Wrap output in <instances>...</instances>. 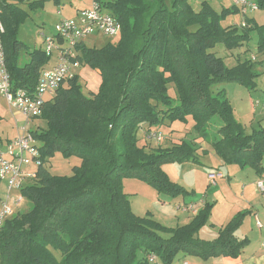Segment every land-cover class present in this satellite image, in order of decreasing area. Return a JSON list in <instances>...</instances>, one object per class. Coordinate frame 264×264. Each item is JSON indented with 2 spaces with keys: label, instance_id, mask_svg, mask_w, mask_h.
Wrapping results in <instances>:
<instances>
[{
  "label": "trees",
  "instance_id": "16d2710c",
  "mask_svg": "<svg viewBox=\"0 0 264 264\" xmlns=\"http://www.w3.org/2000/svg\"><path fill=\"white\" fill-rule=\"evenodd\" d=\"M45 1L0 0L3 46L14 90L33 93L51 60L42 49H31L18 38L19 24L28 16L20 6L28 5L34 12ZM191 1H105L107 11L122 25V34L116 44L96 48L85 41L77 47L73 62L100 73L97 94L86 95L80 76L74 74L45 102L41 118L47 128L31 131L43 164L20 191L31 208L24 213L19 208L6 220L0 264H149L151 257L172 264L180 253L203 260L237 259L249 245L248 238L237 236L248 211L235 215L217 238L203 240L199 232L208 224L213 205L207 203L189 224L167 229L152 218L135 215L123 189V181L132 178L171 198L194 194L172 182L163 166H203L196 144L182 141L152 149L141 146L138 138L140 130L149 136L162 132L166 123L187 122L188 117L195 123L193 131L225 165L264 173V125L248 132L235 118L225 91L213 90L222 82L254 90L253 82L261 75L257 56L239 59L229 68L211 52L217 44L228 50L244 47L256 28L257 55L264 56V29L246 17V27H224V20L243 9L232 6L218 12L204 2L195 11ZM255 2L258 10L264 9V0ZM24 52L27 60L21 58ZM171 87L176 89L174 96L169 94ZM58 153L80 159L72 175H53L46 167Z\"/></svg>",
  "mask_w": 264,
  "mask_h": 264
},
{
  "label": "rangeland",
  "instance_id": "374dc122",
  "mask_svg": "<svg viewBox=\"0 0 264 264\" xmlns=\"http://www.w3.org/2000/svg\"><path fill=\"white\" fill-rule=\"evenodd\" d=\"M45 2H47L46 9H41L39 12H32L28 5L23 4L22 6H20L22 11H26L28 13V16L24 18L19 24L18 38L28 47H37L38 49L42 42V34L51 37L55 33V23L61 15L59 13L60 8L55 6L54 0H46ZM204 2H208L218 12H220L223 8H231L232 6H237L235 5L233 0H192L191 5L195 11H200L201 6ZM237 7L240 8L239 6ZM27 9L29 10V12H31V14H29ZM246 13V18L249 21H253L255 26L262 27L264 29V9H260L257 11L246 10ZM67 14L68 12H62L63 16H67ZM242 17L243 16L241 14L230 15L226 20L223 21L222 25L224 27L234 24L240 25L243 19ZM119 37H107L103 34H99L89 37L86 40V45L88 47L101 48L107 44L118 43ZM259 40L260 33L255 28V30L251 34V41L248 44H245L244 47L235 50H228L224 47V45L217 44L213 48V50H211V52L223 58L225 64L229 68H232L239 63L237 58L241 59V61L243 62V60H245L249 56H257L255 57V63L256 66L259 67L258 71L261 75L255 79V82H253L256 83L254 90H250L248 85H243L236 82H222L219 83L213 89L214 92H218L221 90L225 91L229 102L231 103V106L234 110L235 118L241 124H243V126L247 130L251 131L257 128L260 123L259 121L262 120L257 116H261L263 114L264 117V108H262L264 107V56L257 55V44ZM246 51L248 52L247 55L244 54ZM21 58L26 59V52L21 54ZM175 93L176 89L171 87L169 90V94L171 96H174ZM251 101L252 103H256L257 101H259L260 103V105L256 108V110H258L257 114L252 113ZM13 114L14 109L11 108V106L6 101L5 97L0 95V140L5 141L6 139H12L17 134V127L18 129H20L22 126H24V128H22L23 131L24 129H27L29 131H36L38 130V128H47L46 121L43 120L41 117L29 123L25 121L24 123H21L15 120ZM18 122L19 125H17ZM194 124V121H192L191 126L194 127ZM187 127H189V125L186 122L180 121L173 126L172 129L173 131H176V137H178L175 140L176 142L187 141L188 143L192 144L193 142L195 143L197 140L201 139L198 133L192 132L193 128L191 129V134L185 135V129ZM209 130L211 132H214L215 129L210 127ZM169 131H171V129L163 127L161 133L164 137H166ZM180 134L184 136H181ZM138 138L141 141H145V143L147 142L146 138L144 137V132L142 130L139 131ZM164 142L165 141H163L162 143L154 141L152 146L154 148L163 147V145H166L164 144ZM217 158L219 157L213 151V153H211L206 158V162H208L209 164L212 162H216ZM80 163L81 161L77 157H72L68 159L64 158L62 154L58 153L46 164V167L53 175L70 176L72 175V169L75 166H79ZM167 165L169 167H163V171L170 178L171 176L168 174V170L169 168H171L172 177L177 179L179 175L177 166L171 164ZM220 169L225 175V178L218 180L216 185L214 186H207V177L209 173L207 168L203 169L200 167H196L195 169H189V175L186 178L190 185H192L194 181V185L198 187L199 194L197 200L199 201V203L206 201L209 202V204L213 205L212 211L215 208L213 213L214 222H216L217 224L222 223L221 221L224 222L227 216L235 209H238L237 211L247 209V207H249V201L246 199V196L249 193H259L257 187L258 177L253 169L248 168L242 170L237 165L226 166L225 168ZM228 177L230 179H228ZM171 181L178 184L173 180ZM178 185L184 187L180 184ZM123 189L129 197L132 211L135 213V215L140 218H152L167 229L172 227L176 228L178 227L177 225L184 226V223L189 221V218H187L188 216L183 215V212L177 210L179 200H175V198L168 197L167 195L158 192L157 189L152 185H149L138 179L128 178L123 181ZM245 192L247 193L246 195ZM13 195L21 196V192L14 190ZM189 196L192 195H188V197ZM0 198H7V184L5 182H0ZM261 200L263 202V199ZM257 201L260 200L257 199ZM259 205V219L264 225V206L261 205V203H259ZM168 207L172 210L168 209ZM19 208L20 211L24 213L28 211L29 208H31V203L24 198L23 202L19 205ZM244 221L245 223L243 222V227L241 226L242 229L237 232V236L240 239L247 237L250 240V243L246 249V251H248H245L246 253L244 254V256H252L257 253V255L264 257V228L259 229L256 225L255 220L253 219V216L251 215ZM165 232L166 231L161 234L164 237H167L168 235ZM223 258L224 257H218L203 260L195 256H189L187 254L180 253L175 258L172 264H183L185 261H187L188 264H221V260H223ZM152 260L157 259L155 257H152ZM262 260L260 261V264H264L262 263ZM251 262L252 261H248L247 264H250ZM156 263L162 264L160 260H157Z\"/></svg>",
  "mask_w": 264,
  "mask_h": 264
},
{
  "label": "built area",
  "instance_id": "2783aa9c",
  "mask_svg": "<svg viewBox=\"0 0 264 264\" xmlns=\"http://www.w3.org/2000/svg\"><path fill=\"white\" fill-rule=\"evenodd\" d=\"M106 0H92L89 8L81 10L76 19H61L54 28V35L44 38L43 51L52 58L58 53L57 62L50 69H44L40 75L37 88L33 93L27 90H14L12 78L7 70L6 54L3 46L5 28L0 19V95L4 96L8 104L20 113L25 122L29 123L41 117L45 102L51 98L63 83L73 76L72 69L80 66L74 61L77 57V47L89 37L103 34L107 37H119L122 34V25L111 15L104 6ZM235 5L244 11H257L259 8L255 0H233ZM1 14V8H0ZM242 26L246 27L243 21ZM260 103H253L256 108ZM264 106V103H263ZM148 139L162 142L161 132L149 133ZM39 144L31 131L24 129V133L4 145H0V181L7 184L8 192L18 191L31 183L36 177L37 169L42 166ZM222 177L212 171L208 178L210 185H216ZM257 187L264 201V180L257 182ZM21 196H8L0 203V234L7 219L13 217L23 202ZM178 210L185 213H195L193 205L178 206ZM257 227L262 224L257 220ZM188 264V263H183Z\"/></svg>",
  "mask_w": 264,
  "mask_h": 264
},
{
  "label": "crops",
  "instance_id": "0c3cea01",
  "mask_svg": "<svg viewBox=\"0 0 264 264\" xmlns=\"http://www.w3.org/2000/svg\"><path fill=\"white\" fill-rule=\"evenodd\" d=\"M28 1L31 2V1H41V0H28ZM42 1H44V0H42ZM54 3H55V6L60 8L59 13L61 14L59 19L55 23V24H57L61 19H65V18L66 19H76L77 18V14H78L79 11L84 10L86 8H89L91 6L92 0H54ZM46 5H47V2H44L41 5V9H46ZM232 5H233V3H232ZM41 9L37 8V10H35L34 12H39ZM61 10H62V12L63 11L64 12H68L67 16L66 15L63 16ZM27 11L29 12L28 9H27ZM29 14H31V12H29ZM244 14H246L245 11L241 10V15L243 16L242 17L243 18L242 22L244 21V18L247 16V15L244 16ZM41 37H42V42L40 44V47H38V48L43 50V48H44V46H43L44 38H43V36H41ZM30 48L33 49V48H37V47H30ZM57 57H58V53L55 52V54L52 56L50 62L43 68V70L52 68L55 65V63L57 62ZM27 59H28V57L26 55V60ZM237 59L239 60V58H237ZM72 72H73V75L74 74H78L80 76V83H81V85L83 87V92L86 95H89L91 93H93V94H97L98 93L100 85H101V82H102V79H101L100 73L97 70H93V69H91L88 66H81L80 65L77 68H73ZM251 103H252V101H251ZM256 108L253 106V103H252V113L253 114H257L258 113V110H256ZM262 108H264V107H262ZM13 117L15 118V120H17V121H19L21 123H24V121H25L23 116L20 113H18L16 110H14ZM257 117L262 119L261 121H259L260 122L259 126L260 125H264L263 114L261 116H257ZM192 121H193L192 117H188L187 118V122L186 123L189 125V127H187L185 129V135L191 134L192 132H194V131L191 132V129L193 128L191 126ZM19 122H18V124L17 123L16 124L19 125ZM176 123L177 122H174V123H171V124L170 123H166L165 126H163V127H167L169 129H171V131H169L167 133L166 137H164V139H165L164 140L165 141L164 144H166V145H163L162 148H170V147H173L176 144H180L181 143V142H176L175 141L178 137H176V135H177L176 131H173V129H172L173 126ZM22 128H24V126H22L20 129H18V127H17V130H18L17 134L12 139H14V138H16V137H18V136H20V135H22L24 133ZM247 131L250 132L251 130H247ZM143 132H144V137L146 138L147 142L145 143V141L139 140V144L141 146H150L151 148H154L152 146L154 141L148 140L147 139L148 138V134L145 131H143ZM181 136H184V135H181ZM12 139H6L5 141L0 140V145H4L6 142H8V141H10ZM195 144H196L195 148L197 150V155H199L201 161L203 162V164H204L203 166L196 165V164L190 163V162L183 163V164H177V163L171 164V165H176L177 166V169L179 171V175H178L177 179L172 177V175H171L172 174V169L169 168V170H168V174L171 176L170 177L171 180H173V181L177 182L178 184L184 186V188H186L187 191H193L194 192V195L189 196V197L186 196V197H178L177 199L175 198V200H179L177 208H178V206H183V205H193L194 209L196 210L195 213H185V212L177 209L178 211L183 212L184 213L183 215H186V216H188L187 218H189V221L184 223V225L189 224L192 221V219L198 214V212L201 209H203L204 206L207 203L209 204V202H206V201H204L202 203L201 202L199 203V201L197 200L198 194H199L198 187L196 185H194V181H193L192 185H190L188 183V180H186L187 176L189 175V169H195L196 167H198V168L200 167V168H203V169L207 168V170L209 172L208 176H209V174L212 171H216V172H218L219 174L222 175V177H220L218 179V180H220V179L225 178V175L223 174V172L221 171L220 168H225L226 166H232V165H225V163L220 158H217L216 162H212V163L209 164L208 162H206V158L211 153H213V149L210 146V144L207 141H205L203 138L197 140L195 142ZM204 150L207 151V155H203V151ZM163 167H169V166L166 164ZM263 167H264V159H263ZM245 169H248V168H244L242 170H245ZM256 175L258 177L257 182L259 180H264V179H262V178H264V173L262 175H258L256 173ZM207 179H208L207 186H209L210 185L209 178L207 177ZM228 179H230V178L228 177ZM189 188H192V189H189ZM246 192H245V195L247 194ZM252 193H253V191H252ZM8 196H12L13 197L14 195H13V191L9 193L8 192V188H7V198H8ZM6 199L0 198V203H1V201L6 200ZM246 199L249 201V207H247V209H243V210H240V211H237L238 209H235L233 212H231L227 216L225 221L224 222L221 221L222 223H220V224H217L216 222H214V214H213L214 213V209H215L214 208L212 213H211V216H210V219L208 221V224L203 229H201V231L199 232V237L201 239H203V240H213V239L217 238L220 229L225 227L232 220V218L235 215H237L239 212H241V211H248L249 213H248L247 217L245 218V220L251 215V216H253V219L255 220L256 224H257V220L260 221V223L262 224V228L261 229H263L264 225H263L262 221L259 219V215H260L259 214V212H260L259 203H261V205L264 206V201L262 202V200H261V199H263L262 195L260 194V192L258 194L249 193L246 196ZM257 199H259L260 201H257ZM238 200H241V199H238ZM168 209H170V208L168 207ZM170 210H172V209H170ZM189 215H191V216H189ZM217 220H218V218H217ZM244 223H245V221H244ZM177 224H180V223H177ZM177 226L179 227V226H183V225H177ZM242 227L238 231H240L242 229ZM172 228H174V227H172ZM246 249H247V247L243 250L241 256L239 258H237V259L224 257L223 260H221V264H247L248 261L254 262V263L251 262L250 264H260V261L262 259H263L262 263H264L263 262L264 261V257L263 256L261 257L260 255H257V253L255 255H252V256H244V254L248 251V250L246 251ZM150 259L151 260H150L149 264L156 263L157 260L159 261L158 258H156L157 260H152V257ZM185 262L188 263L187 261H185ZM156 264H158V263H156Z\"/></svg>",
  "mask_w": 264,
  "mask_h": 264
},
{
  "label": "bare ground",
  "instance_id": "6f19581e",
  "mask_svg": "<svg viewBox=\"0 0 264 264\" xmlns=\"http://www.w3.org/2000/svg\"><path fill=\"white\" fill-rule=\"evenodd\" d=\"M13 109V108H12Z\"/></svg>",
  "mask_w": 264,
  "mask_h": 264
}]
</instances>
